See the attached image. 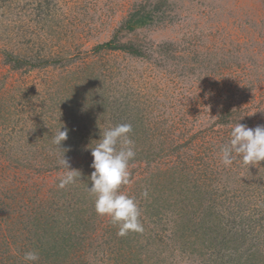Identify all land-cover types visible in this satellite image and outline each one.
Listing matches in <instances>:
<instances>
[{"label":"rangeland","instance_id":"374dc122","mask_svg":"<svg viewBox=\"0 0 264 264\" xmlns=\"http://www.w3.org/2000/svg\"><path fill=\"white\" fill-rule=\"evenodd\" d=\"M139 2L146 0H0V264L16 256L24 264L25 252L33 250L27 227L36 206L49 212L64 189L79 186L73 201L86 204L84 218L94 220L95 246L83 264H111L121 255L111 250L120 246L113 240L118 226L97 215L80 181L57 186L66 169L54 155L61 150L48 140L64 122V108H74L69 117L77 136L122 123L144 130L139 142L129 133L143 153L129 162L130 183L120 189L135 197L147 228L138 241L129 236L137 256L149 257L144 264H203L179 244L177 230L188 221L219 225L216 216L229 220L240 205L264 220V161L247 166L237 158L225 167L219 148L235 124L218 123L221 111L241 107L240 123L264 125V0H163L164 13L121 39L139 43L151 58L101 47ZM6 50L33 67L6 63ZM39 59L57 63L42 67ZM219 62L227 65L223 71ZM65 156L81 173L93 160L88 150L67 149ZM181 198L184 210L176 206ZM5 202L12 218L4 219ZM208 207L214 214L204 215ZM150 233L161 239L146 245ZM241 246L245 251L251 243Z\"/></svg>","mask_w":264,"mask_h":264},{"label":"trees","instance_id":"16d2710c","mask_svg":"<svg viewBox=\"0 0 264 264\" xmlns=\"http://www.w3.org/2000/svg\"><path fill=\"white\" fill-rule=\"evenodd\" d=\"M163 5V0H159L155 3L149 0H146L144 3L139 2L136 5L135 10L130 12L128 17L123 21L122 26L118 28L114 37L100 46L124 50L134 56H147L148 58H151L152 53H149L146 48H142L139 43L123 42L121 39L127 32L129 33L139 27L148 26L156 18V16L159 15V13L165 12ZM3 54L6 55V63L12 64V66L16 68L27 67V69H31L34 65V62H31L29 58L18 59V57L14 56L11 51L6 50ZM254 61L255 60H253V62ZM37 62H40L42 67L52 63L55 65L57 63H51V61L47 59ZM209 63L213 64V62ZM223 63L226 62L224 61ZM223 63H217V67L220 68L219 71H223L222 68L227 67V65ZM65 110V108L62 109L63 112H65ZM73 110L74 108H71L70 111L65 112V115L63 112L60 115L63 116L64 120L61 124V130H63V128H67L69 130L68 139L62 142L61 147L68 149L69 152H72L73 150H75V152L88 150L91 159L93 158L91 155V147H94L95 144L98 143L102 129H96L94 131L95 133H91V130H88L87 134L85 133L82 136H77V129H74V126L72 125L76 124V122L71 120L69 117V114L73 113ZM241 111V107L224 109V111H221L219 114L220 118L218 123L223 125L231 123L236 124L240 120L239 113H241ZM69 124H71V126ZM53 126L56 128L57 123L54 122ZM85 127H83V129H85ZM133 128L134 129L132 131L133 133H136L137 142H139V140H141L140 136L144 134V130L140 127L137 128V126L134 125ZM70 136H73V138H70ZM132 138L135 141V138L131 135V139ZM30 139H32V137H30L29 140ZM2 141L5 143V139ZM48 144L52 150L55 149L51 140H48ZM59 150H61V152L64 151V149ZM136 153L142 154L143 152L136 151ZM145 159L146 161L149 160L147 157ZM133 161H135V159ZM133 161L131 163H133ZM90 165V160L88 162H84L85 167L81 168L84 172L81 173V180H78L83 188L82 195L86 196L90 200L92 199L90 202L92 204V209L95 210L94 199L89 195L87 190L88 186L90 187L92 183L89 177L94 171L93 168H90ZM79 183L76 182L75 184L78 185ZM189 187L191 188V186ZM79 189L80 186L77 190L72 188L68 193L74 195L70 196L66 193V191H68L67 189H64V191L61 190L63 192L60 193L59 198L57 196L55 201L52 203L50 209H48L49 212L45 210L46 208L44 209L41 206H36L37 209H35L34 216H31V222L29 220V228L27 227V229H29V234L32 235V237L29 238L32 249L39 253V259L41 260L40 264H73V261H68L71 255L76 256L75 264H83V254H86L89 246H92V248L95 246V243H92L93 235H91V230L89 229V221L94 220L91 217L87 219L84 218L86 214L89 216V207L82 208L86 204H80L79 202L73 201L74 196L75 198L78 197L75 194L76 191H79ZM194 189L196 190L194 192V198L196 201H199L201 196L200 192L197 188L194 187ZM204 193L208 194L209 197L213 196L208 190ZM195 194H197V197ZM175 202L176 206L180 207L181 210L185 209L186 205L184 204L185 202H183L182 198ZM3 206V212L5 213L4 219L12 218L10 203L5 202ZM153 206V202H150L149 205H147V208L149 207L152 209ZM244 209H246V207ZM210 213L214 214L213 210L208 207L204 215L208 216ZM233 214L234 217L229 218V220L223 219L222 216H216L218 222L221 223L219 225H210L205 223V221L199 227H195L194 223L190 221L186 222V225L185 223L182 224L180 229L177 230V237L179 244L183 247L182 250L189 249L192 255L198 254V257L201 259L203 264H264V249L262 248L264 246V241L262 240L264 239L260 237L264 234V220H261L259 217L254 218L255 216H253L252 213H248L246 210H243L241 205L240 209ZM140 220L143 225V229H147L144 224V219ZM212 223L213 222H211V224ZM140 234L141 233L130 232L126 235V237H133V241L134 239H137L135 236ZM155 236L156 234L150 233L144 243L146 245H150L161 239ZM124 237L125 236H113V240L115 242L118 241L120 246L119 249L116 247V249L111 250L113 252L115 251L117 256L119 255V252L121 255L120 257L112 259L111 264H135L136 257L140 261L139 264H144L149 257H138L136 251L134 252L132 250L131 238L129 237L126 238V240H123ZM138 240L139 239L135 241ZM245 243H251V247L248 246L245 250L247 252L241 251V247H243L241 245H244ZM79 251L81 253H78ZM125 251L129 253L127 256L124 254ZM10 257L13 258V255ZM127 257L130 258L127 259ZM6 258L9 260L8 257ZM13 259L14 261L11 260L13 261V264H23L21 260H19V256H16ZM4 264L9 263L4 260Z\"/></svg>","mask_w":264,"mask_h":264},{"label":"clouds","instance_id":"9594fccd","mask_svg":"<svg viewBox=\"0 0 264 264\" xmlns=\"http://www.w3.org/2000/svg\"><path fill=\"white\" fill-rule=\"evenodd\" d=\"M240 121V120H239ZM237 122L230 131L228 141L219 148V156L225 167L231 166L239 158L247 166L259 165L264 161V125L248 127ZM62 126L52 137L51 143L56 151L58 165L66 171L58 178V188L63 189L75 184L81 177V172L70 167L65 156L67 149L62 148V142L68 139V129ZM132 125L129 123L110 126L100 133L98 143L91 147L93 157L91 167L94 171L89 179L91 186L87 188L94 199V208L99 216H107L113 225L118 226V236H126L129 232L142 233L143 225L140 220L141 211L135 197L120 191L122 185L130 183L129 162L136 157L135 142L130 138ZM81 180V179H80ZM148 198L149 192H142ZM24 264H36L39 253L35 250L25 252Z\"/></svg>","mask_w":264,"mask_h":264}]
</instances>
